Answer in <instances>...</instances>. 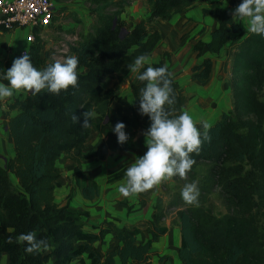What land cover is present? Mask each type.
I'll return each mask as SVG.
<instances>
[{"label":"trees","instance_id":"1","mask_svg":"<svg viewBox=\"0 0 264 264\" xmlns=\"http://www.w3.org/2000/svg\"><path fill=\"white\" fill-rule=\"evenodd\" d=\"M208 0H145L148 18L130 25L122 20L123 4L114 0H91L95 6L92 12L98 21L89 34L70 52L78 58V79L75 88H69L58 95L42 90L36 96L26 92L22 101H16L12 109L19 113L8 122V130L14 144L15 157L3 167L0 164V259L7 255L8 264H149V252L154 241L164 230L152 233V239L145 245H137L138 230L121 231L110 229L122 242V247L102 256L95 245L102 242L107 231L99 235L83 230L82 218L87 217L70 205L55 203V189L61 177L56 162L64 155L77 152V164L96 159L95 151L83 153L90 132H101L107 128L113 152H135L143 145V138H136L128 129H138L140 119L134 106L119 96V89H105L102 82L116 75L120 83L130 73L126 65L135 56L151 53L162 36L159 32L150 34L148 27L156 21L170 22L177 15L194 9L197 2ZM238 0H231L235 5ZM118 5L119 11L108 12ZM218 25L212 33L211 42L199 43L196 50L204 48L212 54H219L232 35L241 33L240 45L233 57L234 108L223 114L209 129L210 140L202 143L199 153H192L195 160L185 177L173 176L176 180L196 181L199 198H205L210 188L216 187L223 194L231 209L227 215L218 218L202 209L186 208L180 220L181 246L179 258L182 264H264V233L259 225L258 209L264 204V103L260 93L264 89V38L245 31L236 24L232 15L223 10H203ZM44 45L36 35L35 42L27 53L34 67L47 66L42 59ZM170 55H164L155 67L167 65ZM168 67V66H167ZM204 68L194 81L205 82L211 68L206 60ZM86 69L81 74L80 70ZM169 70V67H168ZM172 79V78H171ZM141 85H132L135 100ZM175 93L173 107L179 114L184 104L178 98V84L172 79ZM117 103L116 109H111ZM102 108L97 110V108ZM127 108L134 115L124 116ZM93 112L91 125L82 128V113ZM74 113L80 122L74 123ZM146 127L150 121L143 116ZM125 124L129 139L119 145L111 126L116 122ZM206 166L208 174L204 181L197 180V168ZM124 169L112 173L110 182L124 177ZM14 174L23 193L16 190L9 179ZM74 176L82 178L79 167ZM87 200L94 199L99 192L97 185H79ZM171 206L177 207L176 201ZM34 231L37 238L48 242V248L39 253L28 254L25 245L17 243L20 233ZM159 234V235H158ZM11 238L12 243H8ZM86 260V261H85Z\"/></svg>","mask_w":264,"mask_h":264},{"label":"crops","instance_id":"2","mask_svg":"<svg viewBox=\"0 0 264 264\" xmlns=\"http://www.w3.org/2000/svg\"><path fill=\"white\" fill-rule=\"evenodd\" d=\"M53 1L55 13L52 24L48 28L35 30L19 28L11 32L0 31V69L7 70L13 59L20 57L22 52L29 53L36 35L43 41L42 59L46 61L48 58L46 54L49 51L46 49L44 35L47 32L51 30H78L80 24H83L86 35L81 37L80 43L93 33V27L97 24L98 18L92 12L95 6L91 4V0L88 4L92 8L88 11L85 9L86 0ZM132 1H134L132 4L135 5L140 0ZM230 2L231 0L200 1L196 3L194 9L186 14L177 15L170 22L156 21L148 27L150 34L159 32L162 36L155 49L151 53L145 54L149 57V64L155 67L162 61L164 55H170L167 66L172 74L171 78L178 84L177 96L184 102L179 106V111H188L194 122L197 123V127H199L200 120H206L211 128L223 114L230 113L234 108L233 57L241 43L239 39L241 33L233 34L231 41L223 47L219 54H212L207 48H204L202 52L196 50L199 43L209 44L212 33L219 27L211 17L204 16L203 10H223L232 15L233 10L241 0H238V3L233 6L230 5ZM124 13L125 11L121 15L122 20ZM88 15L92 17L89 25L86 23L88 21H84V17ZM148 16L146 9L142 18L134 16V19L138 23ZM233 19L245 31L246 36L250 34L244 21L235 17ZM74 40H77L76 37ZM206 60L211 61L208 79L205 82L194 81L192 77L204 70L203 67L200 69L198 67ZM47 65L49 64L47 63ZM86 71V69H81L80 73L83 74ZM141 84L142 82L136 80L134 75L129 73L122 83H120L118 76L113 75L106 79L102 86L107 90L119 89V96L134 106L135 97L131 86ZM26 96L25 91L18 90L12 97L0 101V164L3 167L15 157L8 122L19 111L12 109V106L16 101L24 100ZM111 108L116 109L113 105ZM122 114L131 118L134 116L127 108L123 110ZM135 115L140 119L139 127L136 130L128 129V131L135 133L136 138H143V145L135 152H113L111 141L107 136V128H104L101 132L92 130L83 148V153L95 151L98 154L96 159L77 164L76 156L78 153L74 152L62 156L56 162L61 177L54 193L55 203L61 207L70 205L73 209L86 213L88 216L82 218L85 232L99 235L101 231H107L102 242L95 245L102 256L122 247V242L114 232L108 231L110 229L138 230L137 245L147 244L152 239V233L164 230L165 233L158 234L159 237L151 246L148 255L149 264H182L179 258L182 209L171 206L176 185L174 178L161 180L153 188L128 197H123L117 191L120 184L124 182V177L119 181H109V176L112 173L128 166L133 155L142 156L146 151L143 133L148 127H146L144 117L138 113V109H135ZM77 167L82 172L80 182L74 176ZM9 179L16 190L23 193L17 177L10 173ZM94 184L99 188L98 195L92 200L85 199L79 185L90 187ZM1 215L2 211L0 210ZM8 262V256L3 255L0 264H8ZM120 263L118 260V264ZM127 264L135 263L129 260Z\"/></svg>","mask_w":264,"mask_h":264},{"label":"clouds","instance_id":"3","mask_svg":"<svg viewBox=\"0 0 264 264\" xmlns=\"http://www.w3.org/2000/svg\"><path fill=\"white\" fill-rule=\"evenodd\" d=\"M232 17L244 21L248 32L264 38V0H241L233 10ZM78 63L76 55H69L62 61L57 60L43 69H37L25 53L13 59L7 70L0 69V101L12 97L21 89L36 96L42 90L58 95L70 87L75 88ZM126 67L136 80L143 83L135 102L138 101V113L147 116L150 124L143 133L146 151L142 156L133 155L124 169V182L117 188L123 197L151 189L161 180L173 176L185 177L195 163L191 154H198L202 143L210 140V125L206 120H200L197 127L188 111L176 114L172 74L166 64L153 67L149 64V57L140 54ZM82 116L81 127H90L93 112L88 109ZM71 120L80 122L74 113ZM111 131L119 145L128 142L123 122H116L111 126ZM180 197L186 204L197 205L199 188L196 181L186 183L180 190ZM16 242L23 243L24 251L28 254L48 248V242L37 238L34 231L18 234ZM8 243H12L11 238Z\"/></svg>","mask_w":264,"mask_h":264},{"label":"rangeland","instance_id":"4","mask_svg":"<svg viewBox=\"0 0 264 264\" xmlns=\"http://www.w3.org/2000/svg\"><path fill=\"white\" fill-rule=\"evenodd\" d=\"M116 3L121 2L123 4V9L125 13L123 14V21L127 24L126 27L135 24L137 21L134 19V16H137V18H142L144 16V12H146L147 6L145 3V0H140L138 4L135 3L132 4L134 1L132 0H114ZM210 1V0H208ZM207 1V2H208ZM89 0H86L85 9L88 11V9H91V5L88 4ZM133 5V6H132ZM132 8V9H130ZM119 6H113L111 7L108 12L112 11H119ZM130 9V10H128ZM130 14H127L129 13ZM92 17L88 15L87 17H84V21L87 25L90 24V20ZM86 35V29L83 24H80V28L78 30H51L47 32L44 37V41L46 44V49H48V54H46L47 63L51 64L54 61L57 60H63L64 57L73 55L70 52V48L76 47L78 43L81 41V37H84ZM74 37H76L77 40H74ZM72 41V42H71ZM109 78V77H108ZM106 78V79H108ZM105 79V80H106ZM104 82H102L103 85ZM261 101L264 103V89L260 93ZM114 108L117 107V104H112ZM112 107V106H111ZM113 109V108H111ZM97 110H101L102 108L98 107ZM208 174V168L206 166H200L197 168V180L198 181H204ZM176 185L174 187V201L177 200V203L179 206H177L179 209H182V213L185 211L186 208H190L193 210L202 209L203 211L211 212L215 217L221 218L225 215H227L228 212H230V208L228 203L226 202L223 194L220 192V190L216 187L210 188L208 193L203 194L205 197L202 201L198 199L197 205H189L186 204L180 197V190L181 188L186 184L190 183L189 179L187 180H176ZM199 198V197H198ZM258 218H259V225L262 228V232L264 233V204H261L258 209Z\"/></svg>","mask_w":264,"mask_h":264},{"label":"built area","instance_id":"5","mask_svg":"<svg viewBox=\"0 0 264 264\" xmlns=\"http://www.w3.org/2000/svg\"><path fill=\"white\" fill-rule=\"evenodd\" d=\"M53 0H0V31L48 28L53 21ZM27 53H21V56Z\"/></svg>","mask_w":264,"mask_h":264}]
</instances>
